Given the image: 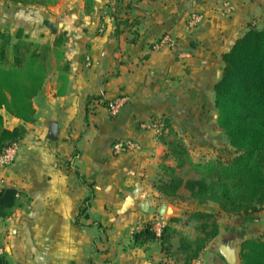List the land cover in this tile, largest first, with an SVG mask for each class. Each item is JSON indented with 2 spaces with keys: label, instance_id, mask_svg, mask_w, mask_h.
<instances>
[{
  "label": "crops",
  "instance_id": "0c3cea01",
  "mask_svg": "<svg viewBox=\"0 0 264 264\" xmlns=\"http://www.w3.org/2000/svg\"><path fill=\"white\" fill-rule=\"evenodd\" d=\"M191 13L202 20L191 24ZM249 24L264 27V0H0V31L39 43L62 34L69 64L62 93L53 69L33 98V122L4 113L7 127L26 132L14 161L0 166V188L19 191L0 219L3 264H182L177 236L173 256L158 239L132 241L147 223L184 231L170 219L199 207L185 189V200H170L154 186L165 145L151 125L167 117L191 158L208 153L219 132L213 87L222 54ZM164 33L175 43L156 46ZM119 96L126 103L111 115L101 99ZM126 139L140 148L115 153L113 142ZM218 240L192 264H229L219 252L229 242Z\"/></svg>",
  "mask_w": 264,
  "mask_h": 264
},
{
  "label": "trees",
  "instance_id": "16d2710c",
  "mask_svg": "<svg viewBox=\"0 0 264 264\" xmlns=\"http://www.w3.org/2000/svg\"><path fill=\"white\" fill-rule=\"evenodd\" d=\"M65 51L62 34L53 43H39L21 31L14 36L0 31V153L26 132L23 124L7 127L4 113L22 122H33V98L53 69L62 81L58 93L64 91L69 71ZM213 90L217 126L234 148L233 156L194 161L169 118L153 121L160 125L157 137L165 145L154 186L170 200L185 189L189 198L196 201L199 207L186 211L185 217L170 219L192 228L194 235L190 231H178L168 222L159 231L153 223H147L132 234L134 245L158 239L167 256L175 254L171 241L177 236L182 264H192L219 233L216 213L203 206L215 203L220 211L232 216L251 215L264 207V27L249 24L222 54L221 73ZM110 100L101 99V102L107 105ZM186 165L197 176L181 175L179 169ZM88 187L91 193L87 202L92 196L91 184ZM18 204L16 188H0V218L9 216ZM240 247L239 264H264V233L244 238Z\"/></svg>",
  "mask_w": 264,
  "mask_h": 264
},
{
  "label": "rangeland",
  "instance_id": "374dc122",
  "mask_svg": "<svg viewBox=\"0 0 264 264\" xmlns=\"http://www.w3.org/2000/svg\"><path fill=\"white\" fill-rule=\"evenodd\" d=\"M219 132H214L212 137V143L209 146L208 149V155L211 157L214 156H220V157H230L235 154L234 148L229 144L228 138L224 132H222L218 128ZM207 154H202L200 156H197L196 158H192V160H200L205 159L207 157ZM179 173L183 175L184 177H191V176H197L194 169L186 165L179 169ZM179 200L184 199V194H181L180 197H177ZM206 210H211L216 213L217 220L219 223V240L218 241H226L231 244V246L235 247L236 249V257L237 261L235 264H239V253L241 251L240 243L244 238L249 237H258L261 236V234L264 233V217L263 219L259 220L258 222H255L253 219L255 216H250V219L247 220V218H243L245 216H232L228 215L225 212H222L219 210L217 204L215 203H209L205 206H203ZM255 215V213H253ZM259 215H264V207L258 211ZM1 219V218H0ZM258 223V226L250 227L247 226L248 222ZM160 222V224H162ZM261 223V224H260ZM164 225V224H163ZM161 228V227H160ZM186 231H190L191 235H194V231L190 227H185ZM217 235V236H218ZM221 236V237H220ZM230 264V263H229Z\"/></svg>",
  "mask_w": 264,
  "mask_h": 264
},
{
  "label": "built area",
  "instance_id": "2783aa9c",
  "mask_svg": "<svg viewBox=\"0 0 264 264\" xmlns=\"http://www.w3.org/2000/svg\"><path fill=\"white\" fill-rule=\"evenodd\" d=\"M190 20L191 24L198 23L202 20L201 14L197 13H191L190 16L188 17ZM175 43V38L170 34V33H165L162 35L158 41H156L155 45H173ZM126 103V98L119 96L116 98L111 99L107 103L108 110L111 115H117L118 112L122 109L124 104ZM144 127H146V124H143ZM152 128L155 129L156 132L159 131L160 125L156 123H152ZM140 145L130 139L126 140H117L114 141L112 144V149L115 153L124 151V150H130V149H139ZM18 151V144L17 142H13L9 144L1 153H0V166H6L11 164L17 154ZM164 223L162 224H157V228H155L157 231L160 230V227L163 226ZM4 248L0 247V264H3L2 262V257L4 255Z\"/></svg>",
  "mask_w": 264,
  "mask_h": 264
},
{
  "label": "water",
  "instance_id": "95a60500",
  "mask_svg": "<svg viewBox=\"0 0 264 264\" xmlns=\"http://www.w3.org/2000/svg\"><path fill=\"white\" fill-rule=\"evenodd\" d=\"M58 134V125L57 123H51L48 131V138L50 140H56ZM220 254L225 258V260L230 264H235L237 261L236 249L231 246L229 243H221L219 246Z\"/></svg>",
  "mask_w": 264,
  "mask_h": 264
}]
</instances>
